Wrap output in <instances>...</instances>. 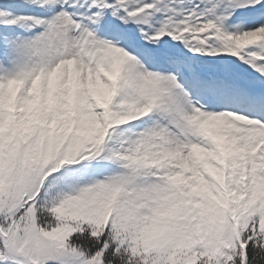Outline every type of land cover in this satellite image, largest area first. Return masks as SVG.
I'll return each mask as SVG.
<instances>
[{
    "label": "snow or ice",
    "instance_id": "6c2138e0",
    "mask_svg": "<svg viewBox=\"0 0 264 264\" xmlns=\"http://www.w3.org/2000/svg\"><path fill=\"white\" fill-rule=\"evenodd\" d=\"M0 264H264V0H0Z\"/></svg>",
    "mask_w": 264,
    "mask_h": 264
}]
</instances>
